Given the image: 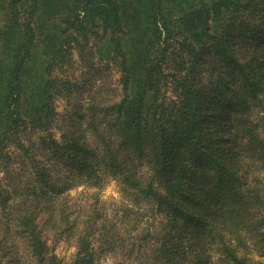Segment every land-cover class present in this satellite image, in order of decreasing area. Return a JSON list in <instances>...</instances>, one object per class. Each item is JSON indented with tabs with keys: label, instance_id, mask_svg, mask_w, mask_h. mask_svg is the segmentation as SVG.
Segmentation results:
<instances>
[{
	"label": "trees",
	"instance_id": "obj_1",
	"mask_svg": "<svg viewBox=\"0 0 264 264\" xmlns=\"http://www.w3.org/2000/svg\"><path fill=\"white\" fill-rule=\"evenodd\" d=\"M1 173L0 264H264V0H0Z\"/></svg>",
	"mask_w": 264,
	"mask_h": 264
},
{
	"label": "rangeland",
	"instance_id": "obj_2",
	"mask_svg": "<svg viewBox=\"0 0 264 264\" xmlns=\"http://www.w3.org/2000/svg\"><path fill=\"white\" fill-rule=\"evenodd\" d=\"M75 59L76 65L74 67L77 69L76 74L78 75V80H83V72H85V75L89 74L86 79H89L90 81L84 85L86 86L84 88L87 90L92 88L94 92L104 93L102 96L103 98L108 95L113 96L117 91L116 89L119 90V72L116 68L111 69L105 65L97 63V69L99 72H97V70L90 71L85 68L86 66L84 64L80 63L77 55L75 56ZM117 92L119 93V91ZM88 95L86 96L85 94H81L77 100L75 98L70 102L66 98H60L57 101V109L64 117V120H62L63 124H67L72 118L75 119V112L85 108L86 103L88 102ZM114 97L116 98V96ZM14 167H17L16 173H19L18 164L14 165ZM0 177L5 176L1 173ZM18 179L20 180L21 178L19 177ZM71 197L73 198V202H76L81 206L85 205V207L93 205L96 200L99 201L101 206L106 208H112L123 202L120 187L117 181L111 177H106L104 187L101 189L88 188L82 185L75 187L71 190ZM55 252L66 262H70L75 256L76 246L73 245L72 242L61 241L56 245ZM116 262V259L109 255L103 257L99 264H116Z\"/></svg>",
	"mask_w": 264,
	"mask_h": 264
}]
</instances>
